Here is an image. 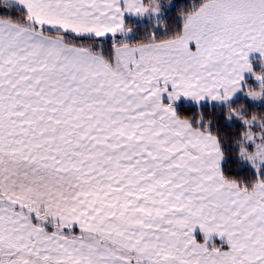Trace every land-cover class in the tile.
<instances>
[{"label":"snow or ice","instance_id":"6c2138e0","mask_svg":"<svg viewBox=\"0 0 264 264\" xmlns=\"http://www.w3.org/2000/svg\"><path fill=\"white\" fill-rule=\"evenodd\" d=\"M0 264H264V0H0Z\"/></svg>","mask_w":264,"mask_h":264},{"label":"crops","instance_id":"0c3cea01","mask_svg":"<svg viewBox=\"0 0 264 264\" xmlns=\"http://www.w3.org/2000/svg\"><path fill=\"white\" fill-rule=\"evenodd\" d=\"M255 58H256V56L254 54L252 59H255ZM194 236L198 242H203V235H202V233H200L199 229L196 230V232L194 233ZM216 242H220L221 244L223 242L225 243V241L221 240L220 238L213 236L212 240L209 241V247H211L212 245H215V246L220 245V244H215ZM216 247H219V246H216Z\"/></svg>","mask_w":264,"mask_h":264},{"label":"rangeland","instance_id":"374dc122","mask_svg":"<svg viewBox=\"0 0 264 264\" xmlns=\"http://www.w3.org/2000/svg\"><path fill=\"white\" fill-rule=\"evenodd\" d=\"M215 244H220V245H216V246H219V247H221V246L226 247V244L224 242L222 244L220 242H216Z\"/></svg>","mask_w":264,"mask_h":264},{"label":"trees","instance_id":"16d2710c","mask_svg":"<svg viewBox=\"0 0 264 264\" xmlns=\"http://www.w3.org/2000/svg\"><path fill=\"white\" fill-rule=\"evenodd\" d=\"M187 2L190 4V3H193L194 0H187ZM197 2H199V0H197ZM109 47H110V45H109ZM229 174H232V173H229Z\"/></svg>","mask_w":264,"mask_h":264}]
</instances>
